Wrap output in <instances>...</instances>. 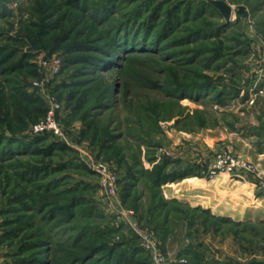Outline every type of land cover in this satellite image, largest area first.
Instances as JSON below:
<instances>
[{"label": "rangeland", "instance_id": "1", "mask_svg": "<svg viewBox=\"0 0 264 264\" xmlns=\"http://www.w3.org/2000/svg\"><path fill=\"white\" fill-rule=\"evenodd\" d=\"M103 1L87 4L90 9ZM225 1L233 11L228 23L206 0H119L112 16L98 25L89 9L82 12L62 0H0V133L32 141L35 125L53 108L62 136L40 134L46 137L42 147L64 148L46 157L0 161V264L29 260L31 251L17 255L21 240L34 229H48L38 220L31 226L25 222L19 237H6L21 227L15 223L16 214H5L13 194L34 191L33 185L17 179L12 167L19 163L31 168L65 165L56 177L66 185L81 186L71 194L84 195L95 212L89 217L78 211L68 225L107 230L99 237L107 246L121 245L113 251L115 258L130 250L135 253L129 264H264V216L251 212L264 209V157L249 159L240 151L252 148L264 156V0ZM156 12L147 39L138 46L146 51L130 53L121 69L114 67L118 59L90 69L85 60L94 51L73 48L105 43L101 39L108 28L129 17L136 22L128 30L143 38L139 24ZM173 15L179 21H172V31L168 28L158 37ZM130 38L132 45L142 42ZM88 69L95 71L92 76ZM86 80L91 83L82 86ZM106 93L109 106L90 118L93 128L86 114ZM82 98L86 101L81 106ZM219 129L243 144L240 150L225 139L216 145L204 140L203 146L195 138ZM111 134L118 136L115 148L105 149ZM221 152L251 168L241 176H214L253 181L259 200L243 205L248 209L244 219L217 216L209 209L204 214L166 198L167 184L214 178L207 171ZM98 164L116 177L112 198L107 197L104 177L95 171ZM130 166L135 169L133 181ZM162 167L182 177L157 189L153 182ZM128 183L132 187L125 196ZM41 197L58 199L54 192ZM163 200L169 202L163 205ZM67 233L54 237L48 257L56 264H64L65 253L72 251L61 245Z\"/></svg>", "mask_w": 264, "mask_h": 264}, {"label": "trees", "instance_id": "2", "mask_svg": "<svg viewBox=\"0 0 264 264\" xmlns=\"http://www.w3.org/2000/svg\"><path fill=\"white\" fill-rule=\"evenodd\" d=\"M119 0H104L103 3L98 5H93L89 9V5L87 4V0H62V2L70 7H79L82 12H85L87 9L88 11H91V16H93L94 21L101 25L103 22L105 23L111 14L114 12V8L117 5ZM206 3L207 0H206ZM137 15V14H136ZM141 14H138L137 16H140ZM158 17L157 12L153 14V16L143 19L142 23L139 24L141 29L145 31V35L143 38H136L134 36V33L131 34V30H128L127 28L129 25H133L134 22H136V18L132 17L130 19H127L123 23H121L119 26H113L111 28H108L107 34L103 36L101 39L102 43L101 45H96L90 47L88 45L84 44H77L75 47H73L75 50H92L94 51V55L91 58H88L85 60V63L88 65V68H97L102 69L104 65H108L109 63H115L118 59V63L114 66L117 69H121L124 66V62L127 59L128 55L130 53H140L146 51L144 48L138 47L143 44L144 42L142 40L147 39V34L149 30V27L153 26L155 23L156 18ZM170 20L167 24H165L164 31L158 35L165 36V32H169V29L171 28L172 21L178 22V16L173 15L169 17ZM103 19V20H102ZM46 27H50L49 24L46 25ZM45 27V28H46ZM169 28V29H168ZM137 31V29H134ZM172 31V29H170ZM137 40L139 42L135 45H132L133 43L129 41L131 40ZM157 37V38H158ZM99 44V43H98ZM115 61V62H114ZM109 67L103 69L106 70ZM86 70V73L88 76H92L93 73L91 70ZM91 73V74H90ZM86 74V75H87ZM90 80H86L84 82H81L82 86H85V84H90ZM88 91V90H86ZM110 93H106L100 98V100L95 103V105L87 112L86 119L90 120V118L95 117L98 115L97 110L106 109L108 105V98ZM24 97H29L27 94L23 95ZM28 99V98H26ZM110 100V99H109ZM85 98L81 99V106L85 103ZM8 105L7 107H9ZM19 110V109H18ZM21 112V111H20ZM90 124L95 126L93 122L90 120ZM15 134V133H14ZM13 136H7L5 132L0 133V161L4 160H12V159H19L23 156H29V157H35L37 155L41 156H48L51 152L62 150L64 149L58 144H50L48 147L43 148L42 139H45L46 137H42V135H38L34 138V140L30 141L29 139H15ZM109 136V134H108ZM118 136L116 134H111L110 137L105 140V145L103 148L105 149H113L115 148L114 143L117 140ZM118 153L121 151V149L118 148ZM72 167L75 166L76 169H79V165H74L72 163ZM66 166L61 164L58 166H54L53 164L50 165H44L39 164L38 166H35L31 168L30 166H25L22 163H19V165L15 164L12 169L17 176V179H19V182L28 183L34 186V191L31 193H27L26 191H20L19 193H14L13 197L10 202L11 207L6 212H12L17 215V221H13L12 223L20 224L19 227H15L13 231H10V233L6 234V237L10 239L19 237V232L22 230V223H28V226H31L32 224L38 220L42 225L47 226L46 231H41L40 229H34V232L31 233V235L26 239L23 238L21 241H23L22 245L19 247V251L17 252V255L21 256L24 252H33L31 258L29 260H23L19 264H56L51 261V258L48 257L49 254L54 251V245L56 240H54L55 236H57L59 239L62 238L60 234L67 233L70 231V235L67 240H64L61 245L64 246L66 249H72L68 254L65 253V257L63 259L64 264H129L131 263V260L135 253L133 251H129L128 253H124L123 255L115 258L113 255V251L115 253L116 246H121L120 244H115L113 246H107L106 241H101V238L99 236H102L103 234L109 233L107 230H102L99 227H94L91 225H87L83 228L78 227H72L68 225L72 217L78 212L82 210V213L84 212V215L89 216L93 215L94 207H89L91 204L90 200H88L84 195H76L71 194L74 191L80 189L81 186L78 185H66L62 182L63 179H59L56 177L57 171H61L65 169ZM129 177L133 180H135L136 175L134 174L135 169H133L132 166L129 168ZM55 173V174H53ZM52 178L50 179V177ZM155 180L153 182L154 187L159 189V187L168 181H173L176 177H182L181 174L175 175L166 173L165 170H163V167L159 169L158 174L155 175ZM49 178V179H48ZM44 181H47L46 183ZM132 185L130 183L127 184V192L125 196L129 195V190L131 189ZM51 192H54L55 196L58 198L57 201H47L46 198L41 197L42 195H50ZM40 197L42 199H40ZM165 205L169 201L163 200ZM174 202L184 205L183 202H180L178 200H175ZM200 209L202 213L207 214L209 211L206 209L198 208ZM214 216V215H213ZM34 221V222H33ZM50 226V227H49ZM42 227V226H41ZM71 229V230H70ZM62 231V232H60ZM104 232V233H102ZM99 237V239L90 242L93 238ZM88 240V244H84V241ZM74 250V251H73Z\"/></svg>", "mask_w": 264, "mask_h": 264}, {"label": "crops", "instance_id": "3", "mask_svg": "<svg viewBox=\"0 0 264 264\" xmlns=\"http://www.w3.org/2000/svg\"><path fill=\"white\" fill-rule=\"evenodd\" d=\"M195 138L202 140L200 142L205 140L210 145H216L217 141L225 139L231 147L236 145L237 150L238 147L240 150L243 146L240 142L236 144L235 137L227 134L222 129H219L216 133H203ZM205 142L201 144L205 146ZM240 151L249 159L264 157L256 153V150H252V148ZM256 193L253 181L234 180L222 175L205 179L191 178L186 182L164 186V194L167 199H177L194 207H201L205 210L209 209L217 216L227 215L235 219H244L247 215L246 211L248 209L243 207V205L248 206L258 203L259 199ZM251 212H254V216L257 215L260 218L264 216V209L253 210Z\"/></svg>", "mask_w": 264, "mask_h": 264}, {"label": "built area", "instance_id": "4", "mask_svg": "<svg viewBox=\"0 0 264 264\" xmlns=\"http://www.w3.org/2000/svg\"><path fill=\"white\" fill-rule=\"evenodd\" d=\"M59 65L54 67L55 73L59 71ZM45 132L51 133L56 137L62 136V132L59 126L56 124L55 110H53V108L44 121L35 125L31 135L38 136L40 134H44ZM210 167L211 168H209L207 171V176L209 177H214L221 172L227 173L232 177L241 176L243 173H245L244 169H247L248 172L251 173V168L247 167L245 162L241 160H235L227 152H221ZM95 171H98L104 177L103 186L106 188L108 194L107 197L112 198V195L115 192L114 184L116 183V177H112L110 171L107 170V167L103 164H98L95 168Z\"/></svg>", "mask_w": 264, "mask_h": 264}, {"label": "water", "instance_id": "5", "mask_svg": "<svg viewBox=\"0 0 264 264\" xmlns=\"http://www.w3.org/2000/svg\"><path fill=\"white\" fill-rule=\"evenodd\" d=\"M207 2L222 13L227 23L231 21L233 14L232 6L225 0H207Z\"/></svg>", "mask_w": 264, "mask_h": 264}]
</instances>
